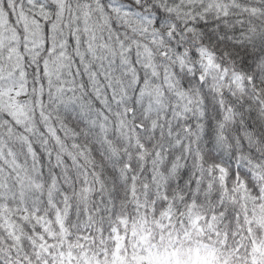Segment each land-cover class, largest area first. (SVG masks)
I'll return each instance as SVG.
<instances>
[{"label": "snow or ice", "instance_id": "1", "mask_svg": "<svg viewBox=\"0 0 264 264\" xmlns=\"http://www.w3.org/2000/svg\"><path fill=\"white\" fill-rule=\"evenodd\" d=\"M0 264H264V0H0Z\"/></svg>", "mask_w": 264, "mask_h": 264}]
</instances>
